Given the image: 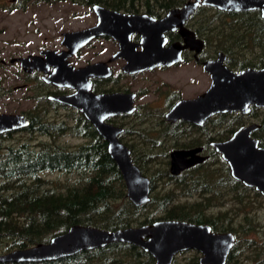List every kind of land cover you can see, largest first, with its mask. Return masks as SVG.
<instances>
[{"label":"flooded vegetation","instance_id":"obj_1","mask_svg":"<svg viewBox=\"0 0 264 264\" xmlns=\"http://www.w3.org/2000/svg\"><path fill=\"white\" fill-rule=\"evenodd\" d=\"M58 1H69L73 5L85 7L91 11L89 15L93 16L94 22L81 29L93 27L98 23V16L93 6L100 4L86 6L83 0H52L46 3L54 4ZM188 1L191 0H125L126 5L120 9L100 6L125 15H146L159 21L169 10L180 9ZM146 2L153 4L147 7ZM160 2H176L177 5L162 6L159 5ZM211 9L219 10L207 5H199L182 23V27L192 32L195 39L202 41L201 46L196 42L193 45L191 40L183 36L180 26L168 28L161 33L160 26L154 25L149 20L139 18L119 21L115 18H108L103 26L113 29L116 34L123 37L121 38L125 42L123 49L120 47L118 38L100 34L65 59L61 54L68 50L64 43V33L81 29L60 31L59 35L56 31L57 35L54 38L46 34L44 37L46 44L44 43L37 53L26 55H39L44 50L54 51L53 55H41L42 70L33 68L31 71H25L19 61L10 62L11 59L23 56L11 57L9 60L12 64L17 63L21 71L25 73V77L35 82L33 84L36 87L34 88L35 106L30 112L20 114L28 119L30 125L47 122L59 123L62 119L74 121L79 118V115L85 117L79 109L55 99V97L71 95L76 89L47 81L54 71V65L49 63L61 64L66 60L68 66L75 69L102 63L108 67L109 74L89 77L92 93L132 95V106L134 107L132 112L117 113L106 119L107 123L122 129L118 139L130 149L131 158L133 157L131 148L136 149L134 154L140 156L144 148L153 142V161H166L169 170L172 152L198 148L197 155L203 157L202 161L178 174H171L169 171L171 176H212L210 171H213L215 176H223L221 162L225 161L214 144L228 140L240 127L257 124L258 127L251 132V137L258 140L260 148H264V106L250 104L249 111L246 113L242 111L217 112L207 117L201 124L193 123L182 117L172 120L166 118L167 113L179 103L196 99L209 90L212 78L204 68L205 63L215 61L217 66L221 63L234 73H240L246 69L264 68V18L261 11L259 9L219 10V13H210ZM145 49L147 53H143ZM139 52L141 53L137 56L136 53ZM159 58H163L164 61L158 62ZM143 62H146L144 69H137L133 72L125 71V66H142ZM0 63H4V60H0ZM28 86V83H24L19 87L28 88ZM59 108L67 109L70 115L59 119L47 117L49 109L58 112ZM28 127L13 132L26 130ZM10 132L2 134H13L12 131ZM30 132L36 134L37 131L30 130ZM40 135L50 137L45 133ZM227 166L229 168L228 164ZM195 168L201 170L202 175L193 174L194 171H190ZM229 172L232 177L230 168ZM192 223L208 225L211 232H231L215 230L212 224L207 222ZM218 223L219 225L224 224L223 221ZM233 235L235 241L224 264H242L239 252H234L237 238L235 234ZM203 257L204 254L199 249L189 248L176 253L171 264H204L202 263Z\"/></svg>","mask_w":264,"mask_h":264},{"label":"trees","instance_id":"obj_2","mask_svg":"<svg viewBox=\"0 0 264 264\" xmlns=\"http://www.w3.org/2000/svg\"><path fill=\"white\" fill-rule=\"evenodd\" d=\"M29 1L32 0H22ZM83 3L115 9L126 5L125 0H83ZM145 4L151 7L153 3ZM159 5L171 7L177 3ZM26 130L45 133L51 141L6 146L2 139L10 134H0V254L48 242L74 224L115 230L169 219L207 222L215 230L231 231L237 238L234 252H239L241 263L264 264V222L256 215L264 196L232 178L225 162H221L223 176H215L213 171L212 176H171L166 161H153V142L140 156L131 148L134 163L146 176L150 170L151 180L149 202L135 206L126 197L125 182L107 151L106 141L85 117L34 123ZM64 135L82 138L84 143L69 147L56 140ZM197 168L190 171L202 175ZM46 172L75 176L54 180L43 176ZM159 181L165 187L163 192L157 191ZM229 197L235 208L221 209ZM185 198L194 200L189 202ZM216 208L219 211L215 213ZM219 221L224 224L219 225ZM255 233L263 235L257 238ZM29 264H155V260L144 250L119 242Z\"/></svg>","mask_w":264,"mask_h":264},{"label":"water","instance_id":"obj_3","mask_svg":"<svg viewBox=\"0 0 264 264\" xmlns=\"http://www.w3.org/2000/svg\"><path fill=\"white\" fill-rule=\"evenodd\" d=\"M199 5H207L223 11L259 9L264 18V0H191L180 9L169 10L159 21L146 15H125L95 5L93 9L98 16V23L93 27L64 33V43L68 50L61 54L66 59L79 47L100 34L118 38L120 47L123 49L122 46L125 45L123 37L116 34L113 29L103 26L108 18H115L119 21L139 18L149 20L154 25L160 26L161 33L168 28L180 26L183 36L191 40L193 45L196 42L201 46L202 41L195 39L192 32L182 27L183 21ZM140 53L136 55L139 56ZM143 53H147V49ZM42 54L49 56L55 52L44 50L39 55L18 57L11 59L10 62L19 61L25 71H31L33 68L42 70L40 59ZM157 61L161 62L164 59L159 58ZM145 63L143 62L142 66L128 65L124 68L125 71L133 72L137 69H144ZM49 64L54 65V71L47 81L76 89L71 95L59 96L55 99L79 109L95 127L98 134L105 139L107 151L125 182L128 200L135 206L148 203L151 195L150 178L144 175L138 165L133 162L130 149L119 141L118 135L122 129L106 122V119L112 115L121 112L130 113L134 110L132 95L92 93L89 77L109 74L108 67L102 63L78 69L68 66L66 60L61 64L55 62ZM217 65L215 61L204 64V68L212 78L209 90L196 99L186 100L176 105L167 113L168 120L182 117L193 123L201 124L207 117L217 112L242 111L246 113L249 111L250 104L264 106V68L246 69L240 73H234L221 63ZM28 125V119L20 113L0 112V134L22 129ZM257 127V124L240 127L228 140L215 143L214 146L229 165L232 177L241 181L245 186L254 187L264 196V148H260L258 140L251 137V132ZM198 151L199 149L195 148L172 152L170 173L178 174L201 162L203 157L197 155ZM234 241L235 237L231 232H211L208 225L194 224L185 220L160 219L152 223L115 230L74 224L67 231L53 236L48 242L0 254V264L52 261L115 242L129 243L142 248L154 257L156 264H171L176 253L189 248L203 252L202 263L204 264H224Z\"/></svg>","mask_w":264,"mask_h":264},{"label":"rangeland","instance_id":"obj_4","mask_svg":"<svg viewBox=\"0 0 264 264\" xmlns=\"http://www.w3.org/2000/svg\"><path fill=\"white\" fill-rule=\"evenodd\" d=\"M18 4L23 6L20 5L18 7ZM90 12L88 8L73 5L69 1H58L50 4L41 0L29 2H22V0H0V60H4V63H0V112L28 113L33 109L36 101L34 90L36 87L33 85L35 82L25 77V73L21 71L17 63H10V58L37 53L43 44H46L44 38L46 34L50 38H54L57 35L56 31H58L59 35L60 31L87 27L94 22L93 16L89 15ZM210 13H213V11H210ZM24 83H28V88L19 87ZM50 109L48 110L47 117L53 119H56V117L57 119L66 118V115H70L67 109L59 108L58 112ZM46 139L51 140L50 137L41 136L37 132L33 134L27 130H21L13 132L9 137L2 139V143L6 146H16L22 142L29 141L31 145H35L39 141ZM56 140L69 147L84 143V139L71 135H64ZM147 174L150 177V170ZM43 176L63 181L66 176L75 175L46 172L43 173ZM163 188H165L163 187V183L161 181L157 182V191L163 192ZM252 196L253 193H251ZM228 199L229 201L225 207L221 209L228 210L235 208V205H232V201L230 200L231 197ZM183 200L191 202L194 198H185ZM218 208L213 212H218ZM258 209L256 215L261 222H264L263 199ZM254 235L258 238L263 234L255 233Z\"/></svg>","mask_w":264,"mask_h":264},{"label":"bare ground","instance_id":"obj_5","mask_svg":"<svg viewBox=\"0 0 264 264\" xmlns=\"http://www.w3.org/2000/svg\"><path fill=\"white\" fill-rule=\"evenodd\" d=\"M30 125V124H29ZM28 127V126H27ZM260 127V126H259ZM29 128V127H28ZM25 129V128H24ZM27 129V128H26ZM13 132V131H12ZM6 133V132H5ZM11 133V132H10ZM179 253V252H178ZM230 254V253H229Z\"/></svg>","mask_w":264,"mask_h":264}]
</instances>
